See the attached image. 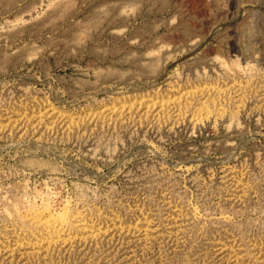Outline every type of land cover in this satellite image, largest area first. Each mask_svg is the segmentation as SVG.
I'll return each instance as SVG.
<instances>
[{
    "label": "rangeland",
    "instance_id": "1",
    "mask_svg": "<svg viewBox=\"0 0 264 264\" xmlns=\"http://www.w3.org/2000/svg\"><path fill=\"white\" fill-rule=\"evenodd\" d=\"M0 264H264V0H0Z\"/></svg>",
    "mask_w": 264,
    "mask_h": 264
}]
</instances>
